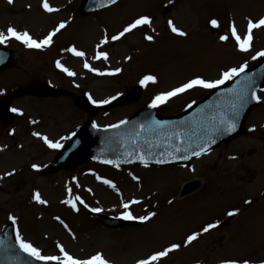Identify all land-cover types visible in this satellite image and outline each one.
I'll use <instances>...</instances> for the list:
<instances>
[{"label":"rangeland","instance_id":"1","mask_svg":"<svg viewBox=\"0 0 264 264\" xmlns=\"http://www.w3.org/2000/svg\"><path fill=\"white\" fill-rule=\"evenodd\" d=\"M82 1L49 0L52 7L60 10L49 14L42 10V0H14L12 5L7 0H0V31L14 26L42 39L59 23L67 24L54 38L53 46L43 51L28 49L15 40L5 44L15 50L16 64L9 72L0 73V99L16 87L32 81L61 82L62 74L58 76L54 70L57 60L78 75L62 81L64 88L76 97L79 92L72 87L74 80L82 86L80 89L92 91L98 101L129 90L146 74L156 75L158 83L146 88L139 103L107 114L101 112L95 117L99 126H110L147 108L155 95L169 91L190 78L217 79L219 72L229 67H239L244 63L251 66L257 61L251 59L252 55L264 50V29L254 30L249 53L239 52L231 38L227 44L219 41V36L227 31L232 21L243 35L246 17L258 19L264 16V0H122L108 11L85 18L77 16ZM169 6L172 12L164 15V9ZM142 15L152 19L151 28L145 26L120 41H110L97 49L105 31L110 38ZM209 18L221 21V28L213 32L206 22ZM169 20L186 31L188 36L169 33ZM152 34L157 43L144 39L145 35ZM160 36L163 38L158 40ZM72 46L86 53L84 59L94 69L109 72L121 68L123 71L115 76L93 74L94 77L87 76L84 80L80 75L92 73L83 70L84 59L65 51L66 47ZM98 50L106 51L109 60L95 59ZM129 56L131 60L127 59ZM200 91L195 89L174 98L163 105L161 112H181L192 101L204 98V92ZM73 96L53 100L22 98L15 100L14 105L23 111L25 117L20 119L25 127L27 118L42 122L47 127L46 133L52 135L50 139L59 141L87 118L74 105ZM261 97L264 98V93ZM18 137L1 138L5 149L15 151L0 157V173L2 175L11 169L18 173L3 179L5 188L1 189L4 194H0V231L9 222V215L17 216L21 234L42 254L59 255V243L76 258L87 259L96 252H103L111 264H136L138 259L171 243L183 245L188 235L202 232L210 223H221L228 216L227 212L238 210L240 217L246 215L236 225L224 228L221 223L218 232L213 229L203 233L192 245L182 246L171 253L162 264H223L227 260L244 259L260 264L264 261V199L261 198L264 192V105L251 114L246 135L183 169L131 167L107 170L95 165L83 166L70 174L45 177L35 173L31 176L27 169L29 161L17 148ZM251 151L255 155L250 156ZM33 155L32 160L44 166L54 159L55 151L37 149ZM94 170L108 176L116 188L95 181L96 178L89 174ZM19 173L20 178L17 177ZM133 175L139 180H133ZM252 175L255 179L249 181ZM191 181L200 182L201 189L188 198H181L183 185ZM68 188L72 189L73 198L79 196L88 208H102V213L109 216H121L125 211L122 202L132 200L142 201L130 206L133 215L143 216L152 211L158 215L142 227L109 231L81 210L75 212L61 203L69 197ZM35 191H40L48 205L30 203V196ZM169 200L173 203L169 204ZM247 200H257V204L248 209ZM54 216L62 217L71 232ZM230 231L233 232L226 240Z\"/></svg>","mask_w":264,"mask_h":264},{"label":"snow or ice","instance_id":"2","mask_svg":"<svg viewBox=\"0 0 264 264\" xmlns=\"http://www.w3.org/2000/svg\"><path fill=\"white\" fill-rule=\"evenodd\" d=\"M171 2V0H169ZM7 3L9 5H12L14 3V0H7ZM118 3V0H102L100 3V7H105L108 5H116ZM29 9L31 8V5L28 6ZM42 10L45 13H55L59 12L60 10L58 8H54L50 5L49 0H42L41 4ZM247 20V26L246 31L243 35H241L238 31L237 25L235 21H232L227 31L219 36V41L227 43L230 38L234 41L237 49L241 53H249L252 50V44H253V33L254 30L264 29V16L259 17L258 19H253L251 17H246ZM152 25V19L147 15L139 16L138 18H135L132 20V22L128 23L126 26L122 28L121 31H119L117 34L112 35L110 38L107 35V32L105 31L104 38L97 44V49L102 48L103 45H107L110 41H120L122 38H125L128 34L133 33L135 30L142 29L145 26L148 28H151ZM209 25L213 29H220L221 23L218 19H210ZM168 26L170 28V31L179 37H187L188 33L186 31L181 30L176 26V24L172 21H168ZM67 27V24L65 22H61L56 26L52 31H50L46 36H44L42 39L34 38L27 30H18L14 26H9L6 31H0V45H5L9 41L15 40L22 45H24L28 49H34V50H40L43 51L45 49L51 48L54 43V38L57 36V34L61 33L63 29ZM153 32H155V29H152ZM144 39L148 42H154L155 37L153 35H145ZM65 51L71 53L75 57H79L84 59L86 57V53L84 51L78 50L75 46L69 47L65 49ZM95 59L97 60H103L108 61L109 60V54L106 51H96L95 53ZM264 58V50H260L256 52L254 55H252L251 59L256 61ZM128 60H131L132 57H127ZM4 59L3 56L0 55V63H3ZM55 67L58 68L61 72L66 73L70 77L76 76V73L74 71L69 70L67 67H65L59 60L55 62ZM83 67L88 69L89 72H95L96 75L99 76H115L120 74L123 69L116 68L113 71L109 72H101L97 69H94L87 61V59H84ZM248 63H244L240 65L239 67H229L226 70H222L219 72L217 79H206L203 76H195L193 78L188 79L186 82L182 83L179 87H175L169 91L160 92L157 95H155L151 101V103L148 105L149 108L156 109L163 105H166L169 103V101L173 100L174 98L183 95L184 93L190 92L195 89H205V90H212L216 88H220L222 85H225L229 81H234L236 78L243 76V80L239 81V87L228 89V92L231 96L235 97L234 101L231 103V115H227L223 112L219 113L218 116H212L209 121V127L211 128V131L213 133L215 132H235L237 125H236V119L239 117L240 110L243 108V106L248 102L249 99L255 100L257 103L264 102L262 100L261 95H258L253 85L255 84V80L253 79V76L255 73H253L251 76L248 75ZM158 83V78L154 74H146L144 75L140 80L139 84L141 87L147 88L150 84L155 85ZM79 87V85H77ZM262 92H264V89H261ZM116 96H112L109 99L104 100H96L93 99L91 94H88V100L97 106L100 105H106L110 104L113 100H116ZM189 108L192 107L191 104L188 105ZM13 113H17L20 116H23L24 113L19 108H11L10 109ZM33 124L37 123V121L33 120ZM129 121L122 120L117 124H113L108 126V128L103 129L104 131H108L109 128L112 129H118L122 125H127ZM183 123V122H182ZM92 127L94 129H99V126L95 123L92 124ZM168 128L167 122H162L158 120H153L150 125L145 127V125H140V131L141 132H150L155 133L157 131H163L164 129ZM254 130V129H253ZM14 135V131L12 133ZM33 136L38 137L40 140L43 141V143L50 149H61L63 148V144H61L58 141H53L46 135H42L39 132H33ZM76 133H72V136H75ZM185 134L179 131H172L170 134V138H174L179 141L181 145L185 144L184 139ZM71 137H62L61 139H70ZM199 141V137H197ZM145 143H148V141H145ZM216 140L211 136L208 135L206 140H203L201 142H196L195 146H193V140L192 137L189 135L187 140V147L181 148L177 147L175 145H172V151L167 153V157H162L155 159L156 164H166L170 162V159H183V160H190L193 157H201L202 155H206L209 153L211 145L215 144ZM22 147V146H21ZM152 147H157V145H152ZM0 151H3V149H0ZM183 153V155H179ZM127 159H125L124 163H133L132 157L135 158V160H138L145 168L149 167V159L143 152H128L125 154ZM232 159H236V157H232ZM105 164H112L114 167L119 168L120 163L114 160H104L102 161ZM35 171L39 172L41 170L40 165L33 164L31 166ZM192 171H195V169H192ZM15 174L14 171H10L5 173V176L11 177ZM4 177H0V180H2ZM98 180L101 178L99 176L96 177ZM133 180L138 181L139 178L135 175L132 176ZM102 183L105 185H108L110 188L115 189L116 185L108 179H103ZM69 197L67 199H64L61 201L62 204L69 206L73 211L79 212L80 208L78 207V204L83 205L85 208H88L89 206L79 197H72V189H67ZM89 192H91V189H88ZM33 200L36 204L46 206L48 205V201L44 198H42V195L40 191H35L33 194ZM141 200H132L130 202H122L121 206L125 210L121 216L120 219L127 220V221H139L142 224H146L149 221L153 220L155 217H157V212L152 211L149 212L146 215L143 216H135L132 214V212L129 210L130 206L132 204H141ZM169 204L173 203V201L169 200ZM246 204L251 205L252 201L247 200L245 201ZM92 212L100 213L103 211L102 208H92ZM227 215L229 217H233L238 215V210H232L227 212ZM9 221L11 222V225L16 226L15 228V239L16 243L19 247V249L27 254L29 257L34 258L36 261L42 262V264H111V262L105 258L103 252H96L94 255L90 256L87 259H80L72 256L68 251H66L65 247L62 244H57V248L59 250V255H44L42 254V251L34 246L30 241L26 240L24 236L21 234V231L18 227V217L15 215H9L8 217ZM55 219L65 228L68 229L69 232L71 230L69 229V226L65 223L63 219H61L59 216L55 217ZM219 227L218 223H210L207 226H205L202 229V232L193 233L191 235H188L186 237V241L184 244L180 243H171L170 245L164 247L162 250L155 251L145 258L138 259L136 261V264H162V262L169 257V255L173 252H176L181 249L182 246H188L192 245L193 242L197 241L199 237L203 233H208L213 229H216ZM73 238L75 236L73 235ZM223 264H252V262L249 259H244L243 261L238 260H227L224 261ZM260 264H264V261H261Z\"/></svg>","mask_w":264,"mask_h":264},{"label":"water","instance_id":"3","mask_svg":"<svg viewBox=\"0 0 264 264\" xmlns=\"http://www.w3.org/2000/svg\"><path fill=\"white\" fill-rule=\"evenodd\" d=\"M119 1V0H118ZM102 0H86L80 9V15L87 16L94 11H99L103 8L111 5L100 7ZM106 2V0H104ZM0 55L3 56L4 62L0 63V70L9 67L12 64L13 52L7 49L0 48ZM255 80L253 87L256 92L264 89V60L258 65L248 71V75H252ZM243 80V76L238 77L232 82V84L215 89V91L203 102L196 105L194 108L186 112L185 114L174 118H162L156 109L144 110L137 117L130 120L127 125H122L118 129H109L108 131H101L94 129L92 123L89 122L83 130L73 140L71 146L65 151L57 160L49 167L50 173H56L60 170L72 171L79 165L85 163H103L104 160H114L120 163V165L141 164L134 157L133 163H124L127 159L126 153L128 152H143L149 159V165H184L188 161L183 159H170L169 163L156 164L155 159L167 157V153L172 151V145L177 147H187L188 136L190 135L193 140V146L196 142H201L207 139L208 135H211L216 143L211 145L210 151L222 143L229 144L232 140L242 136L244 134V126L246 119L250 115L251 111L259 106L255 100L249 99L248 102L240 110L239 117L236 119V131L235 132H215L211 131L209 127V121L212 116H218L223 112L227 115H231V103L235 97L231 96L228 89L238 88L239 81ZM40 84H34L26 89H22L18 95H39V96H57L58 94H52L51 91H43L39 87ZM142 91L140 89H133L124 95L121 99L115 103V106H123L137 102L141 97ZM78 105L84 110H90L92 115L96 109L90 108V106L79 100ZM3 115H7L8 104L5 103L0 107ZM153 120L167 122L168 128L163 131H157L155 133L141 132L140 125H148ZM183 122V123H182ZM172 131H179L185 134V144L181 145L178 140L170 138ZM199 137V141L197 139ZM148 141V143H145ZM157 145V147H152ZM183 155V153L179 154ZM199 187V184L189 185L184 195L195 191ZM103 225L108 228H122L126 223H120V225L114 224L112 219L103 217L101 215H93ZM0 264H42L40 261H36L34 258L29 257L23 253L16 245L13 233L11 229H8L3 236L0 235Z\"/></svg>","mask_w":264,"mask_h":264},{"label":"flooded vegetation","instance_id":"4","mask_svg":"<svg viewBox=\"0 0 264 264\" xmlns=\"http://www.w3.org/2000/svg\"><path fill=\"white\" fill-rule=\"evenodd\" d=\"M1 126H4L5 129H8L9 126H8V123H1L0 124ZM19 127H21L20 124L16 125V129H19ZM39 141V138L35 137V136H30V141H29V146L27 147L28 150H35L36 148V142Z\"/></svg>","mask_w":264,"mask_h":264}]
</instances>
